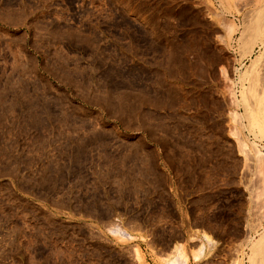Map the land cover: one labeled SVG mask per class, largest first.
<instances>
[{
	"label": "rangeland",
	"instance_id": "1",
	"mask_svg": "<svg viewBox=\"0 0 264 264\" xmlns=\"http://www.w3.org/2000/svg\"><path fill=\"white\" fill-rule=\"evenodd\" d=\"M263 26L264 0H0V264H264Z\"/></svg>",
	"mask_w": 264,
	"mask_h": 264
},
{
	"label": "bare ground",
	"instance_id": "2",
	"mask_svg": "<svg viewBox=\"0 0 264 264\" xmlns=\"http://www.w3.org/2000/svg\"><path fill=\"white\" fill-rule=\"evenodd\" d=\"M259 14H260V13H259ZM259 14H258V15H259ZM261 17H262V16H260V20H261ZM260 20H259V23L262 21V20H261V21H260ZM256 22H258V20H257ZM259 23H258V25H259ZM253 25H254V24H253ZM256 25H257V24L255 23V26H256ZM261 25H263V24H260L259 26H261ZM255 26H254V27H255ZM263 27H264V26H263ZM255 28H256V27H255ZM256 29H257V28H256ZM254 30H255V29L253 28V31H254ZM263 30H264V28H263ZM259 31H261V29H260ZM259 31L257 32V30H256L257 33H259ZM251 32H252V31H251ZM257 33H255V34H257ZM260 33H261V35H262V33H264V32H260ZM253 34H254V33H253ZM257 35H260V34H257ZM262 36H263V35H262ZM253 37H256V35L253 36ZM258 38H259V37H258ZM250 40H251V39H250ZM253 40H254V39H253ZM254 41H255V40H254ZM256 41H257V40H256ZM261 42L264 43V37L261 38ZM253 43H254V42H253ZM254 44H256V43H254ZM247 46H248V45H247ZM250 52H251V51H250ZM258 58H259V57H258ZM255 60H256V59H255ZM255 60H253V61L255 62ZM250 65H251V64H250ZM250 113H251V112H250ZM250 115L252 116V114H250ZM254 115H255V114H254ZM254 115H253V116H254ZM252 119H253V118H252ZM257 120H258V118H257ZM258 123H259V122H258ZM255 124H257V123L255 122ZM250 126H251V125H250ZM261 130H262V129H261ZM262 131H263V130H262ZM262 133H263V132H262ZM263 239H264V237H263ZM258 240L260 241V240H262V239H258ZM259 241H258V242H259ZM260 242H261V241H260ZM262 243H263V241H262ZM258 244H260V243H258ZM261 245H262V244H261Z\"/></svg>",
	"mask_w": 264,
	"mask_h": 264
}]
</instances>
